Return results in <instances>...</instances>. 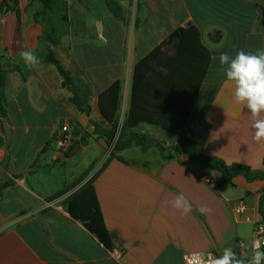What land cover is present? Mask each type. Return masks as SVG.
<instances>
[{
	"label": "crops",
	"instance_id": "obj_1",
	"mask_svg": "<svg viewBox=\"0 0 264 264\" xmlns=\"http://www.w3.org/2000/svg\"><path fill=\"white\" fill-rule=\"evenodd\" d=\"M115 1L122 19L105 0L62 1L55 52L73 78L74 91L63 86L57 68L46 60L45 27L42 18L36 20L44 5L19 0L13 12L0 9V65L6 71L5 112L0 110V264H186L188 253L219 257L225 248L250 259L254 226L263 223L264 181L238 176L233 186L216 191L197 163L185 155L166 159L155 147H133L104 160L111 139L96 126L111 128L100 95L122 84L119 116L124 120L137 63L176 30L194 25L211 61L185 131L204 144L208 157L264 170V143L253 139L250 113L234 100L233 84L219 64L221 53L264 49V0ZM24 50L40 59L37 67L25 65ZM74 94L89 112L78 109ZM66 119L75 141L61 155L55 140ZM135 131L168 146L179 137L150 124ZM96 173L93 188L112 249L71 217L62 196L54 199ZM218 178L211 173L212 181ZM180 193L192 204L187 215L170 203ZM240 201L246 211L238 216L234 209ZM115 250L122 252L120 258Z\"/></svg>",
	"mask_w": 264,
	"mask_h": 264
},
{
	"label": "trees",
	"instance_id": "obj_2",
	"mask_svg": "<svg viewBox=\"0 0 264 264\" xmlns=\"http://www.w3.org/2000/svg\"><path fill=\"white\" fill-rule=\"evenodd\" d=\"M29 1L40 2L44 5V11L36 15V20L39 21V18H42L45 27L46 60L57 68L63 78V86L74 91L73 78L56 58L55 50L58 44L55 36L56 28L49 21L55 14L58 0ZM105 1L114 16L122 19V10L117 2L115 0ZM18 4L19 0H5L0 3V9L5 13L13 12ZM210 61L211 53L202 42L200 30L194 25L179 28L135 66L130 108L122 123L119 116L122 84L116 82L102 93L99 97L100 110L111 128L104 131L96 126V130L112 140L120 129L116 144L108 159L133 147H141L143 151L155 147L166 159H175L185 155L190 162L197 163L201 167L202 177L208 180L216 191L233 186L234 179L238 176H244L249 182L264 181V170L253 171L246 165H228L219 158L208 157L204 153V144L193 139L185 131L189 115L208 72ZM5 81L6 71L0 65V110L3 113L6 103ZM73 103L81 111L89 112L84 108L86 102L81 101L75 94ZM141 124H150L169 133H178L177 142L168 146L149 135L136 132L135 130ZM118 159L125 162L121 157ZM211 173H217L219 178L212 181ZM96 175L97 173L71 194L65 202L71 217L81 222L99 238L101 243L112 249V240L93 188ZM8 185L7 183L3 187ZM71 189L67 187L56 194L54 199L69 193ZM260 214L264 224V189L260 200Z\"/></svg>",
	"mask_w": 264,
	"mask_h": 264
},
{
	"label": "clouds",
	"instance_id": "obj_3",
	"mask_svg": "<svg viewBox=\"0 0 264 264\" xmlns=\"http://www.w3.org/2000/svg\"><path fill=\"white\" fill-rule=\"evenodd\" d=\"M24 63L29 68H35L40 64V59L31 50L20 53ZM215 59V57H214ZM219 64L223 69L226 79L233 84V98L238 104L245 105L252 119L254 129L253 139L257 143H264V49L256 53L238 51L235 56L228 53L219 55ZM171 206L187 215L192 211V204L183 194H177L170 201ZM202 212L211 209L202 208ZM253 255L250 259L239 258L231 248L223 249L219 257L199 258L198 264H264V251L261 250V241H255L252 245Z\"/></svg>",
	"mask_w": 264,
	"mask_h": 264
},
{
	"label": "built area",
	"instance_id": "obj_4",
	"mask_svg": "<svg viewBox=\"0 0 264 264\" xmlns=\"http://www.w3.org/2000/svg\"><path fill=\"white\" fill-rule=\"evenodd\" d=\"M74 141H75V137L73 134L71 121L69 119H66L63 122L60 132L58 133L56 140H55L57 153L61 155H65L70 150V148L73 146ZM82 185H79L78 187L73 189L71 192L62 196L59 199V201H65L71 194L77 191ZM245 211H246V204L244 201H240L235 207L234 212L236 215L241 216L245 213ZM255 241H261L262 243L261 250H263L264 249V224L263 223H257L254 226V239H253L252 245ZM251 250L253 252L252 246H251ZM197 253H199L200 257L204 259L211 258V257H217L214 254H204L201 252H192V253H188L185 255V263L186 264H198L199 258L196 255ZM114 255L117 258H120L122 255V252L119 250H115Z\"/></svg>",
	"mask_w": 264,
	"mask_h": 264
},
{
	"label": "rangeland",
	"instance_id": "obj_5",
	"mask_svg": "<svg viewBox=\"0 0 264 264\" xmlns=\"http://www.w3.org/2000/svg\"><path fill=\"white\" fill-rule=\"evenodd\" d=\"M63 0H59L58 1V5L56 7V13L55 15H53L51 18H50V24H52L53 26H55V28H59L60 27V24H62V17L60 19V16H62V13L65 12L64 8H65V5H63L62 3ZM123 120V118H122ZM122 120H120V122L122 123ZM114 139V138H113ZM113 139L110 141V145L107 147V151L105 154H103V158L104 160H106L112 153V150H113ZM102 153H99L98 154V158L101 156ZM81 157H79V160H80ZM62 172L63 169H60ZM96 172V169L94 170L93 174Z\"/></svg>",
	"mask_w": 264,
	"mask_h": 264
},
{
	"label": "water",
	"instance_id": "obj_6",
	"mask_svg": "<svg viewBox=\"0 0 264 264\" xmlns=\"http://www.w3.org/2000/svg\"><path fill=\"white\" fill-rule=\"evenodd\" d=\"M119 133H120V129L117 131V133H116V135H115V137H114V139H113V147H114L115 144H116V141H117V138H118Z\"/></svg>",
	"mask_w": 264,
	"mask_h": 264
}]
</instances>
